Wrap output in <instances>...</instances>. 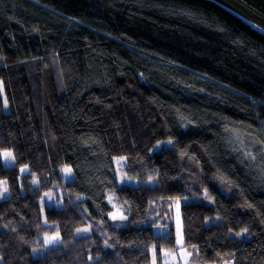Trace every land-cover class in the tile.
Returning <instances> with one entry per match:
<instances>
[{
  "label": "trees",
  "instance_id": "trees-1",
  "mask_svg": "<svg viewBox=\"0 0 264 264\" xmlns=\"http://www.w3.org/2000/svg\"><path fill=\"white\" fill-rule=\"evenodd\" d=\"M3 149L0 264H168L179 216L192 263L264 264V33L212 0H0Z\"/></svg>",
  "mask_w": 264,
  "mask_h": 264
},
{
  "label": "rangeland",
  "instance_id": "rangeland-1",
  "mask_svg": "<svg viewBox=\"0 0 264 264\" xmlns=\"http://www.w3.org/2000/svg\"><path fill=\"white\" fill-rule=\"evenodd\" d=\"M6 151L11 152L8 149H3V150H1V153L6 152ZM2 160H3L5 165H12L14 163V161H11V162L5 161L3 159V157H2ZM113 160L115 162V168H116L117 175H118V178H119V181L121 184L130 185V186L140 185V179L138 177H133V176L128 175L126 168H125L126 162L122 156H115L113 158ZM65 168H71V170H72L71 173L68 174L65 171H63V169H65ZM23 169H25L24 171L28 170L27 167H23ZM60 172H61L60 175L62 176L61 179L63 180L62 185H65L67 183L68 187H73V188H75L76 191H80V188L77 187L76 183L73 181V180H75V175H74L72 166L64 165L61 168ZM3 182L4 181L0 180V192L3 193V195L0 196V198L5 197L7 195V192H3V188L6 187L5 183H3ZM46 193L51 194L52 200L49 201L48 197L45 196V193H44L43 197L41 199V201H43V203H45V202H47V203H53V202L60 203L59 201L56 200V194L54 192H46ZM83 198L84 197L81 195V199H83ZM178 212H179V209H178V207H176L175 214ZM240 233H244V231H241ZM80 234H83V233H80ZM176 234H177V243L179 244V248H177L175 251L165 250L169 253H172V256H174L175 258L173 259L172 256H168V257L162 256V259L164 260V262H167L168 264H194V263H192V260H191L189 253L182 246V244H183V226H182V219L180 216L177 217V219H176ZM238 236L240 238H246L247 234L244 233L243 235H238ZM178 241H182V243H179ZM143 247L145 249V264H152L153 243L150 241L144 242ZM208 264H213V263H208Z\"/></svg>",
  "mask_w": 264,
  "mask_h": 264
},
{
  "label": "snow or ice",
  "instance_id": "snow-or-ice-1",
  "mask_svg": "<svg viewBox=\"0 0 264 264\" xmlns=\"http://www.w3.org/2000/svg\"><path fill=\"white\" fill-rule=\"evenodd\" d=\"M4 106L7 107L8 106V102H7V99L5 98L4 101ZM168 143H172L171 141H168ZM251 155V154H249ZM0 156L3 157V159L5 161H8V162H11V161H14L15 160V157L14 155L12 154V152H3V153H0ZM254 158V157H253ZM25 169H21V171H24ZM63 171H65L66 173L70 174L71 173V168H65L63 169ZM123 179V178H122ZM6 184V182H3ZM36 183H38V181H36ZM7 187H4L3 188V192H7ZM3 193L0 192V196H2ZM45 196L48 197L49 201L52 200V196L51 194L49 193H45ZM109 202H111V198H109ZM41 203H43V201H41ZM115 207V206H114ZM119 209H117L115 212H112L110 213V218L113 219V220H116L117 218L119 219H126V217H124L122 214H119ZM44 223L47 224L48 223V220L47 218L45 217V220H44ZM117 227H120V225H117ZM159 227V226H158ZM77 233H87L90 231V227H85V228H78L77 230ZM248 230L247 229H244V233H246ZM244 233H237V235H243ZM179 243H182V241H178ZM62 243V240H61V237H60V234L59 232H56L54 235H45V238H44V245L45 247L47 248L48 246H54V245H58ZM106 244V247H111V245L107 244V242H105ZM38 251L37 249H33V252H36ZM161 255L164 256V257H168V256H172V253H169L163 249H161ZM172 258L174 259L175 257L172 256ZM3 258L0 257V260H2ZM152 264H156V248L155 246L152 247Z\"/></svg>",
  "mask_w": 264,
  "mask_h": 264
},
{
  "label": "water",
  "instance_id": "water-1",
  "mask_svg": "<svg viewBox=\"0 0 264 264\" xmlns=\"http://www.w3.org/2000/svg\"><path fill=\"white\" fill-rule=\"evenodd\" d=\"M264 33V0H212Z\"/></svg>",
  "mask_w": 264,
  "mask_h": 264
}]
</instances>
